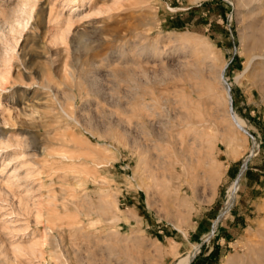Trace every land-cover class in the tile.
Masks as SVG:
<instances>
[{
    "label": "rangeland",
    "instance_id": "1",
    "mask_svg": "<svg viewBox=\"0 0 264 264\" xmlns=\"http://www.w3.org/2000/svg\"><path fill=\"white\" fill-rule=\"evenodd\" d=\"M18 1L0 0V264H264V4L32 0L11 33Z\"/></svg>",
    "mask_w": 264,
    "mask_h": 264
},
{
    "label": "bare ground",
    "instance_id": "2",
    "mask_svg": "<svg viewBox=\"0 0 264 264\" xmlns=\"http://www.w3.org/2000/svg\"><path fill=\"white\" fill-rule=\"evenodd\" d=\"M244 2L247 3V5H250V7L253 8V10H255L256 8L260 9L261 5L264 4V0H244ZM34 7H35V3H33L32 0H19L16 3L15 8H14V11H15L14 13H16L18 17L15 18L16 20L15 19L13 20V23L10 26V30L9 31L11 33L20 32L18 29L22 30L23 27L25 25H27V22H28L29 18H31V15L33 13ZM248 8H249V6H248ZM250 11H252V10H250ZM258 11H257V13H258ZM251 15H253V14H251ZM255 16H257V15H255ZM248 36L251 39V44H250V49L252 50L251 60L253 61V64H254V68L253 69H255V71H254L255 76L257 77L258 81L260 80L261 82H264V27L263 26H258V27L253 26V27H251ZM9 59L10 58L6 57V54H4L3 59L1 60V63L5 67V69L4 70L3 69L0 70V82H4L9 76L8 72H6L8 70ZM199 81L200 82L196 81L197 84L198 83L199 84L202 83L201 79ZM204 85H205V83H204ZM204 85H203V87H204ZM259 86H260V84H259ZM208 88H211V87H208ZM223 89L225 91V93H224L225 94L224 95L225 102L226 103H228V102L230 103V96H229V93H228V90H227L226 86H224ZM261 90H262V88H261ZM9 113H10V111H9ZM190 113L192 114V112L189 111L188 114H190ZM191 114L189 115V118H190ZM261 253L262 252H260V254ZM263 256H264V253H263Z\"/></svg>",
    "mask_w": 264,
    "mask_h": 264
}]
</instances>
